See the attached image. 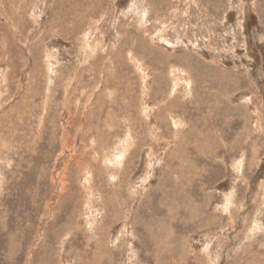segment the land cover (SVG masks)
<instances>
[{"label": "rangeland", "instance_id": "374dc122", "mask_svg": "<svg viewBox=\"0 0 264 264\" xmlns=\"http://www.w3.org/2000/svg\"><path fill=\"white\" fill-rule=\"evenodd\" d=\"M0 264H264V0H0Z\"/></svg>", "mask_w": 264, "mask_h": 264}, {"label": "bare ground", "instance_id": "6f19581e", "mask_svg": "<svg viewBox=\"0 0 264 264\" xmlns=\"http://www.w3.org/2000/svg\"><path fill=\"white\" fill-rule=\"evenodd\" d=\"M175 84V83H174ZM99 96V95H98ZM97 96V97H98ZM103 96V95H102ZM101 97V96H100ZM98 100H99V98H98ZM161 110V109H160ZM160 112V111H159ZM161 113V112H160ZM158 114V113H157ZM143 120V119H142ZM81 132V131H80ZM152 135V134H151ZM153 136V135H152ZM156 137V136H155ZM65 142V141H64ZM125 150H127V149H125ZM125 152V151H124ZM65 153V152H64ZM125 154V153H124ZM85 160V159H84ZM88 181V180H87ZM139 184H141V183H139ZM144 186V185H143ZM146 187V186H145ZM122 188V187H121ZM143 188V187H142ZM88 189H91L92 191H96V188L95 187H93V185L89 182V184H88ZM145 189V188H144ZM100 190V189H99ZM115 195V194H114ZM100 196H101V198L103 199V197L104 198H106L108 195L107 194H105V195H102V194H100ZM117 196V195H116ZM109 198V197H108ZM107 198V199H108ZM113 198V197H112ZM112 198H111V200H112ZM160 200V199H159ZM161 201V200H160ZM226 201H227V199H226ZM229 203H230V201H229V199H228V201H227V203L225 204L226 206H228L229 205ZM91 204V203H90ZM174 204V203H173ZM178 205V204H177ZM177 205H176V207H177ZM185 205H186V203H185ZM173 207V206H172ZM174 207H175V204H174ZM193 207V206H192ZM195 207V206H194ZM193 207V208H194ZM163 208V207H162ZM165 208H168V207H165ZM188 208V207H187ZM190 209V208H189ZM163 211V210H162ZM150 216L152 217L151 218V221L149 222L150 223V230L151 231H157L159 228H157L158 226H162V225H160L161 223H160V221H158L159 220V218H156L155 216V214L154 213H150ZM155 223H157L156 225H154ZM198 223V222H197ZM106 241H107V239H105L104 237H102L101 239H100V242L97 244L98 245V247H99V249L98 250H102V249H104V248H106L107 249V244L108 243H106ZM131 246V245H130ZM98 257H100V254H97V258ZM102 257H104V256H102ZM96 258V259H97Z\"/></svg>", "mask_w": 264, "mask_h": 264}]
</instances>
